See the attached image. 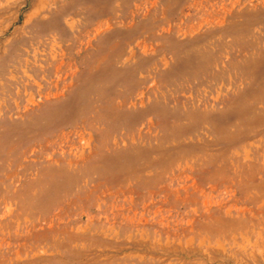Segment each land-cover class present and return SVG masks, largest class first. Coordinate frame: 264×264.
I'll return each instance as SVG.
<instances>
[{"label":"rangeland","instance_id":"rangeland-1","mask_svg":"<svg viewBox=\"0 0 264 264\" xmlns=\"http://www.w3.org/2000/svg\"><path fill=\"white\" fill-rule=\"evenodd\" d=\"M0 264H264V0H0Z\"/></svg>","mask_w":264,"mask_h":264},{"label":"crops","instance_id":"crops-1","mask_svg":"<svg viewBox=\"0 0 264 264\" xmlns=\"http://www.w3.org/2000/svg\"><path fill=\"white\" fill-rule=\"evenodd\" d=\"M140 262H142L143 260L141 259V260H139Z\"/></svg>","mask_w":264,"mask_h":264}]
</instances>
